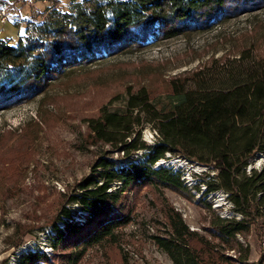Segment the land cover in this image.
I'll use <instances>...</instances> for the list:
<instances>
[{"label":"trees","instance_id":"16d2710c","mask_svg":"<svg viewBox=\"0 0 264 264\" xmlns=\"http://www.w3.org/2000/svg\"><path fill=\"white\" fill-rule=\"evenodd\" d=\"M71 4L62 11V19L49 16L41 22L39 36H22L17 44L0 37V110L42 94L66 71L140 50L156 40L208 29L264 7V0H71ZM218 61L224 73L218 85L206 76L209 67L185 71L170 80L165 103L156 102L146 86L129 87L123 105L112 107L111 99L87 120L92 144L103 143L109 149L68 197L67 203L79 205L81 218H75L70 206H61L52 223L54 233L48 236L53 253L29 250L17 264H79L88 248L115 240L118 230L133 220L124 197L148 186L193 197L191 188L200 190L206 183L199 201L208 209L212 207L207 196L223 189L243 217L217 216L211 233L234 248L236 236L249 231L255 215H263L264 166L249 172L247 167L253 158L264 157V56L244 49L234 62L219 58L213 63ZM147 125L156 132L153 143L142 138ZM167 152L216 172H207L191 186ZM161 158L167 162L156 164ZM177 214L164 235L154 236L174 264H261L246 255L233 260L222 254Z\"/></svg>","mask_w":264,"mask_h":264},{"label":"rangeland","instance_id":"374dc122","mask_svg":"<svg viewBox=\"0 0 264 264\" xmlns=\"http://www.w3.org/2000/svg\"><path fill=\"white\" fill-rule=\"evenodd\" d=\"M71 6V0H0L1 37L17 44L22 36H39L41 22L49 16L62 19V11ZM3 10L11 15L6 22L2 21ZM244 49L264 56V7L246 10L208 29L156 40L140 50L66 71L42 94L0 110V264H17L23 253L37 248L51 255L48 236L54 233L52 223L61 206H70L75 218H81L79 205L67 200L77 182L109 149L103 143L92 144L87 123L103 104L113 99L112 107H120L127 89L140 86H146L156 102L165 103L173 77L206 67L211 69L206 75L209 81L218 85L224 73L218 68L221 62L213 60L234 62ZM142 138L153 143L155 130L147 125ZM113 155L119 156L117 152ZM165 156L171 163L183 158L170 152ZM263 166L264 157H255L247 171ZM204 167L195 177L216 172ZM191 191L193 197L148 186L126 194V210L133 220L118 230L115 240L88 248L79 264H174L154 236L164 235L177 213L202 241H209L222 254L233 260L246 255L250 261L264 264V208L263 215H255L249 231L236 236L232 248L215 238L211 227L217 216L241 219L243 215L229 200L223 201V189L207 196L212 209L199 201L200 190Z\"/></svg>","mask_w":264,"mask_h":264},{"label":"built area","instance_id":"2783aa9c","mask_svg":"<svg viewBox=\"0 0 264 264\" xmlns=\"http://www.w3.org/2000/svg\"><path fill=\"white\" fill-rule=\"evenodd\" d=\"M1 15H2V21H4V22L8 21L11 18V15L9 13H6L4 10L2 11ZM0 37H1V31H0ZM176 160L177 161H175L173 163H175L176 167L179 166L178 168H181V169H183V171H185L184 175L182 176L185 179V181L188 184H190L191 186L195 185L197 183V181H198L199 176L205 170L204 165H202L200 163H196L194 161H191V160H189V159H187L185 157H183V158L179 157ZM163 162H167L166 158H161L159 161L156 162V164H160V163H163ZM183 165L190 166L191 170L184 169ZM195 174H198L199 176L195 177ZM205 190H206V183H201L199 192L203 193ZM210 194L216 195L217 191L211 192ZM225 194L226 195L223 197V199H224L223 201L226 202V203H229V201H230V203L233 205V203L231 202V200L228 197V193H225Z\"/></svg>","mask_w":264,"mask_h":264}]
</instances>
